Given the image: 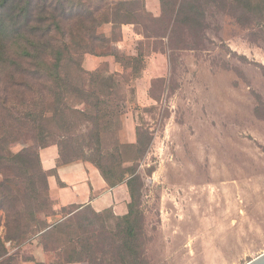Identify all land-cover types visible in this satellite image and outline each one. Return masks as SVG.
Listing matches in <instances>:
<instances>
[{"label":"trees","instance_id":"trees-1","mask_svg":"<svg viewBox=\"0 0 264 264\" xmlns=\"http://www.w3.org/2000/svg\"><path fill=\"white\" fill-rule=\"evenodd\" d=\"M215 1L160 0L161 16H167L166 31L160 36L169 38L178 27L182 32H203L208 27V5ZM219 1L223 6L229 2ZM230 2L232 9L241 12L239 18L253 21L264 39V0ZM137 3L0 0V222L4 220L0 264H22V246L36 239L46 251L56 252L57 261L52 264H147L142 241L144 212L139 202L143 181L132 164L145 155L152 136L147 128H138L135 142L118 138L125 112L124 97L116 100L113 96L120 81L115 79L117 73H110L104 65L92 71L84 66L88 54H114L129 69L121 75L125 83L141 75L146 65L142 48L136 56L112 50V44L122 37L124 24H140ZM106 24L112 25L111 36L102 31ZM70 96L90 110L72 109ZM71 114L82 120H72ZM48 122L56 123L59 139H49ZM27 137L32 144L12 149L14 141ZM108 137L112 143H107ZM53 144L59 147L61 163L91 162L109 186L126 183L131 197L127 212L116 215L112 208L97 211L90 204L72 205L63 208H73V214L50 221V212L55 210L49 178L57 170L44 168L40 150ZM102 213L115 218V224L110 227L102 222L97 235L92 228Z\"/></svg>","mask_w":264,"mask_h":264},{"label":"rangeland","instance_id":"rangeland-1","mask_svg":"<svg viewBox=\"0 0 264 264\" xmlns=\"http://www.w3.org/2000/svg\"><path fill=\"white\" fill-rule=\"evenodd\" d=\"M146 1L154 9L158 0L135 5L140 23L135 29L142 36L137 50L164 54L162 74H148L153 76L150 103L139 106L141 79L125 83L121 75L128 72L118 66L115 79L121 82L113 95L124 97V112L133 113L137 129L147 128L152 136L145 155L132 164L143 181L144 259L147 264H247L264 253V105L259 101L264 102V39L253 21L239 18L231 0L226 6L209 3L208 27L198 35L178 27L162 38L167 16H161L162 9L159 15L149 11ZM112 50L119 51L113 45ZM68 102L72 109L90 110L73 96ZM71 118L82 120L78 114ZM47 128L50 140L60 138L55 122ZM124 133L122 126L121 141ZM32 143L27 137L11 147L16 151ZM72 210L51 211L49 220ZM102 222L113 227L115 218L97 217L92 228L97 235ZM55 261L56 252L46 251L38 239L22 246V264Z\"/></svg>","mask_w":264,"mask_h":264},{"label":"crops","instance_id":"crops-1","mask_svg":"<svg viewBox=\"0 0 264 264\" xmlns=\"http://www.w3.org/2000/svg\"><path fill=\"white\" fill-rule=\"evenodd\" d=\"M146 7L155 15L161 13L162 7L159 0L157 1L156 8H150V4L147 1ZM135 25L134 23L123 25L122 37L112 44L119 50L117 53L129 56L138 55L139 49L137 50V45L142 42V36L136 31ZM102 31L107 36H111L112 25L106 24L102 28ZM162 56H164L162 53H154L151 56L146 54V65L141 75L137 78L141 79L137 85L136 94V103L139 106H146L150 103L148 90L153 76L148 77V74L151 72L154 76L155 74H162V67L159 64V59ZM104 63H109L112 66L113 69H110L112 73L118 70V66H121L127 72L129 70L116 61L114 54L107 56L88 54L85 57L84 66L87 70L92 71ZM126 112L124 113L126 117L123 122L125 128L124 142L133 143L137 139V126L134 114ZM40 153L44 168L47 170H57V174L51 175L49 178V194L54 203L53 210L57 211L62 207H70L72 205L90 204L97 211L112 208L116 215H123L127 212L131 197L126 183H121L114 187L109 186L100 170L91 162L75 161L68 164L61 163L59 159V147L56 144L41 148ZM10 245L11 243L8 242L7 246L11 249Z\"/></svg>","mask_w":264,"mask_h":264},{"label":"water","instance_id":"water-1","mask_svg":"<svg viewBox=\"0 0 264 264\" xmlns=\"http://www.w3.org/2000/svg\"><path fill=\"white\" fill-rule=\"evenodd\" d=\"M247 264H264V253L249 261Z\"/></svg>","mask_w":264,"mask_h":264}]
</instances>
